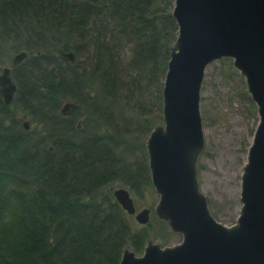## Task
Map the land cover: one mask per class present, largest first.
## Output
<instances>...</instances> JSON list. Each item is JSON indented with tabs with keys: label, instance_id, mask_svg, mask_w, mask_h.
Masks as SVG:
<instances>
[{
	"label": "trees",
	"instance_id": "trees-1",
	"mask_svg": "<svg viewBox=\"0 0 264 264\" xmlns=\"http://www.w3.org/2000/svg\"><path fill=\"white\" fill-rule=\"evenodd\" d=\"M173 3L0 0V71L8 43L28 53L11 66L17 90L10 104L0 93V113L20 106L47 133L37 138L14 116H0V264H118L127 244L136 251L146 244L145 230L132 229L128 214L106 187L119 180L137 192L141 183L149 182L148 165L130 170L114 137L94 132V120L91 125L85 119L82 129L76 122L80 105L98 110V102L104 104L103 98L88 100L90 83L98 80L106 94L115 87L114 63L104 56L102 43L103 55L91 74L65 75L72 65L60 49H77V36L90 25H101L97 18L106 12L126 32L138 35V60L154 68L160 61V68H167L177 35ZM65 99L73 101L68 115L60 111ZM85 129L90 133L81 137Z\"/></svg>",
	"mask_w": 264,
	"mask_h": 264
},
{
	"label": "water",
	"instance_id": "water-1",
	"mask_svg": "<svg viewBox=\"0 0 264 264\" xmlns=\"http://www.w3.org/2000/svg\"><path fill=\"white\" fill-rule=\"evenodd\" d=\"M171 14L177 35L162 87L163 124L153 126L145 146L158 194L154 213L181 240L172 245L148 240L141 255L126 247L118 264H264V0H174ZM60 53L74 62L72 51ZM27 56L20 51L11 64L17 66ZM221 58H231L244 76L259 116L241 173V207L232 225L211 213L196 170L204 146L199 103L205 69ZM10 73L8 65L0 71L6 104L17 90ZM113 196L138 224L149 222L150 209L137 211L126 188L114 189Z\"/></svg>",
	"mask_w": 264,
	"mask_h": 264
},
{
	"label": "rangeland",
	"instance_id": "rangeland-1",
	"mask_svg": "<svg viewBox=\"0 0 264 264\" xmlns=\"http://www.w3.org/2000/svg\"><path fill=\"white\" fill-rule=\"evenodd\" d=\"M97 19H101V25H90L86 32L75 39L77 49L72 50L74 62L61 55L72 65L64 74L71 76L76 73L86 77L91 74L103 55L99 52L100 44L103 43L104 49L101 51H104V56L110 63H114L115 87L112 89L109 86V94H106L104 85L98 80L90 83L88 100L94 101L99 97L103 98L104 104L98 102L97 105H101L98 110L92 106L88 109L85 104L80 105L78 107L80 117L76 122L82 129L85 119H89L91 125L93 120L96 121L98 129L95 128L94 132L107 138L114 137L118 142L116 151L123 152V161L129 164L130 170H133L144 162L147 164L146 139L153 126L163 124L162 87L166 64L161 69L158 61L156 69L151 62L144 63L138 60L136 51L141 43L138 35L126 32L125 28L117 25L106 12ZM100 30L102 32H98ZM14 44L12 42L6 45L5 52L8 58L4 60L7 61L2 66L11 67L12 57L20 51H26L24 48L14 50ZM81 44L83 46L79 47ZM58 63L56 60L54 65ZM155 69L156 71H153ZM66 103L73 104V101L62 100L60 111ZM199 109L204 146L196 163L197 181L200 190L207 197L208 207L214 217L225 225H232L241 207L239 200L241 173L259 116L256 104L247 90L245 78L234 67L231 58H221L207 65L200 92ZM66 110L62 114L68 115L71 112ZM4 114L18 119L25 131L36 132L33 135L37 138L47 135L41 124L20 106L13 105L7 111L1 112L0 116ZM86 132L90 133L85 129L80 136H86ZM147 175L149 182L141 183L137 192L132 191L129 184L119 180L107 186L106 190L109 189L113 196L114 189L124 187L130 192L137 211L144 207L150 209V218L146 225L138 224L132 215L127 216L132 229L145 230L148 236L145 243L148 240L161 245L178 243L181 235L163 226L154 213L158 194L151 183L150 173ZM127 248L132 249L136 255H141L143 251V248L139 251L134 250L131 244H127Z\"/></svg>",
	"mask_w": 264,
	"mask_h": 264
}]
</instances>
